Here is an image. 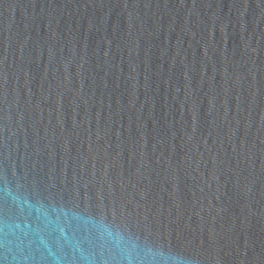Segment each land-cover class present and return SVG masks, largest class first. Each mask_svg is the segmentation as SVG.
<instances>
[{"label":"water","instance_id":"95a60500","mask_svg":"<svg viewBox=\"0 0 264 264\" xmlns=\"http://www.w3.org/2000/svg\"><path fill=\"white\" fill-rule=\"evenodd\" d=\"M0 264H264V104L211 0H0Z\"/></svg>","mask_w":264,"mask_h":264}]
</instances>
